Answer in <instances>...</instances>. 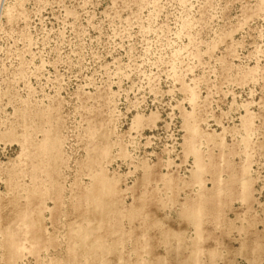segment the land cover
I'll use <instances>...</instances> for the list:
<instances>
[{
    "label": "rangeland",
    "instance_id": "374dc122",
    "mask_svg": "<svg viewBox=\"0 0 264 264\" xmlns=\"http://www.w3.org/2000/svg\"><path fill=\"white\" fill-rule=\"evenodd\" d=\"M0 264H264V0H0Z\"/></svg>",
    "mask_w": 264,
    "mask_h": 264
},
{
    "label": "bare ground",
    "instance_id": "6f19581e",
    "mask_svg": "<svg viewBox=\"0 0 264 264\" xmlns=\"http://www.w3.org/2000/svg\"><path fill=\"white\" fill-rule=\"evenodd\" d=\"M197 212H198V210H197ZM197 212H196V213H197Z\"/></svg>",
    "mask_w": 264,
    "mask_h": 264
}]
</instances>
